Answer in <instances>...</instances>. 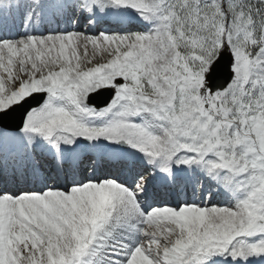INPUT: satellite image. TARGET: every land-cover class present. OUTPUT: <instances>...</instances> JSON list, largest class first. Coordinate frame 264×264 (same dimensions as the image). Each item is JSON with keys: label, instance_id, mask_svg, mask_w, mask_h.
Wrapping results in <instances>:
<instances>
[{"label": "snow or ice", "instance_id": "1", "mask_svg": "<svg viewBox=\"0 0 264 264\" xmlns=\"http://www.w3.org/2000/svg\"><path fill=\"white\" fill-rule=\"evenodd\" d=\"M0 264H264V0H0Z\"/></svg>", "mask_w": 264, "mask_h": 264}]
</instances>
